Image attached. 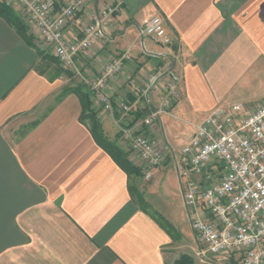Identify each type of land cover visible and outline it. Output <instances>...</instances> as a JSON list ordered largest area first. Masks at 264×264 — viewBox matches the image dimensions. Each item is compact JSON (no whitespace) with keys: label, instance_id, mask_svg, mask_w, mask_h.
I'll use <instances>...</instances> for the list:
<instances>
[{"label":"crops","instance_id":"0c3cea01","mask_svg":"<svg viewBox=\"0 0 264 264\" xmlns=\"http://www.w3.org/2000/svg\"><path fill=\"white\" fill-rule=\"evenodd\" d=\"M115 1L85 0L66 36H81V25ZM121 1L105 36L78 62L95 77L105 62L130 55L110 94L124 126L139 115L134 126L159 106L168 77L148 85L173 57L179 97L153 133L144 128L163 146L164 162L150 179L127 173L81 119L80 79L62 69L53 49L28 42L0 16V264H176L182 254L195 264H242L241 253L197 257L183 196L187 176L173 144L181 140L184 148L221 104L243 102L250 110L264 101V0ZM158 14L170 45L141 33L143 21ZM91 96L106 137L139 166L130 141ZM121 101L133 105L129 114L120 113ZM167 132H176L171 142Z\"/></svg>","mask_w":264,"mask_h":264},{"label":"built area","instance_id":"2783aa9c","mask_svg":"<svg viewBox=\"0 0 264 264\" xmlns=\"http://www.w3.org/2000/svg\"><path fill=\"white\" fill-rule=\"evenodd\" d=\"M62 2L57 8V3ZM22 11L34 42L51 48L61 66L71 71L87 87L98 105L111 114L120 131L130 141L131 153L145 179L161 166L166 157L163 146L144 131L169 113L179 97L174 59L167 55L157 75L168 77L165 94L158 107L137 125L124 126L116 116L110 94L111 82L125 70L130 55L124 53L105 62L95 77L87 76L78 62L81 52L92 50L113 24L122 1L98 8L89 23L81 25V36L68 38L70 20L85 8V0H10ZM141 33L167 46L172 39L161 15L143 21ZM121 114L133 105L118 103ZM142 127V130L136 131ZM171 152V151H170ZM181 174L187 176L183 196L192 229L200 246L197 257L203 262L213 255L241 253L242 264H264V101L247 110L243 102L217 106L197 126L182 150ZM204 215L206 217H204Z\"/></svg>","mask_w":264,"mask_h":264},{"label":"trees","instance_id":"16d2710c","mask_svg":"<svg viewBox=\"0 0 264 264\" xmlns=\"http://www.w3.org/2000/svg\"><path fill=\"white\" fill-rule=\"evenodd\" d=\"M19 11V12H18ZM18 11L7 0H0V16L3 17L10 24L15 26L19 33L23 35L26 40L33 43V36L29 32L28 25L24 16L22 15L21 9ZM43 51H41V54ZM54 60H57L54 58ZM63 70L68 71L70 75L73 73L62 67ZM75 92L79 95L82 102V116L81 119L90 125L92 132L94 133L98 142L113 156L115 161L125 170L127 173L135 174L140 176L143 174L140 166L135 164L130 158L129 153L118 146L115 142L109 140L102 128L101 121L99 118L98 110L94 108L92 96L87 87L81 82L77 85ZM139 119V115L135 117L132 123L128 126H132ZM140 201L142 204L147 206L146 201L142 195ZM176 264H195L194 258L191 254H182L176 260Z\"/></svg>","mask_w":264,"mask_h":264},{"label":"rangeland","instance_id":"374dc122","mask_svg":"<svg viewBox=\"0 0 264 264\" xmlns=\"http://www.w3.org/2000/svg\"><path fill=\"white\" fill-rule=\"evenodd\" d=\"M7 1H8L9 4H11L13 7H15L16 4L10 2V0H7ZM71 76H72V75H71ZM76 78L79 79L78 77H76ZM78 81H79V80H76V82H78ZM178 133H179V132H177V134H178ZM160 135H161V137L163 138V140H164L165 142H167L166 136L162 133V131L160 132ZM172 135H176V132H175L174 134H172V133L170 134V133L167 132V138L170 140V142H171V139H170V138H172ZM179 135L181 136L180 133H179ZM181 137H182V136H181ZM173 146H174V148H175L176 155L181 154L182 149H183V144H182L181 140H180V141L178 140V142H177L175 145L173 144ZM170 166H173V165H170ZM170 188H172V184H171V183H170V185L167 186V189H170ZM158 191H159L158 194H160L161 191H160V190H158ZM158 191H156V193H157ZM159 196H160V195H159ZM177 217H178V215H177ZM176 219H177V218H176ZM184 231H185V233H184V237H183V238L191 239V234H190L189 232H187L186 229H184ZM181 251H183V250L181 249L180 251H178V254H179ZM195 257H196V256H195ZM196 259H197V258H196ZM196 263H197V264H201L199 261H196Z\"/></svg>","mask_w":264,"mask_h":264}]
</instances>
